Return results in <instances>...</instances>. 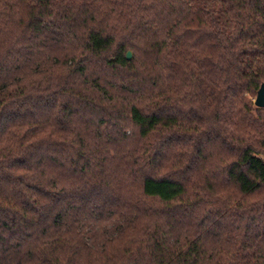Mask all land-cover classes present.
Returning <instances> with one entry per match:
<instances>
[{
  "label": "trees",
  "instance_id": "1",
  "mask_svg": "<svg viewBox=\"0 0 264 264\" xmlns=\"http://www.w3.org/2000/svg\"><path fill=\"white\" fill-rule=\"evenodd\" d=\"M263 83L264 0H0V264H264Z\"/></svg>",
  "mask_w": 264,
  "mask_h": 264
},
{
  "label": "water",
  "instance_id": "2",
  "mask_svg": "<svg viewBox=\"0 0 264 264\" xmlns=\"http://www.w3.org/2000/svg\"><path fill=\"white\" fill-rule=\"evenodd\" d=\"M127 57L130 59L132 57L131 51H127ZM255 105L258 107H264V83L261 85L257 92Z\"/></svg>",
  "mask_w": 264,
  "mask_h": 264
},
{
  "label": "rangeland",
  "instance_id": "3",
  "mask_svg": "<svg viewBox=\"0 0 264 264\" xmlns=\"http://www.w3.org/2000/svg\"><path fill=\"white\" fill-rule=\"evenodd\" d=\"M132 53V52H131ZM132 56H133V53H132ZM251 97V100L253 101V104H254V106H256L255 105V99H256V96L254 95V96H250Z\"/></svg>",
  "mask_w": 264,
  "mask_h": 264
}]
</instances>
